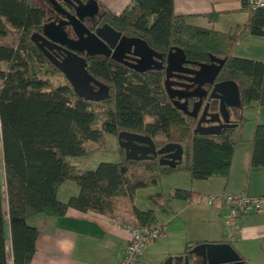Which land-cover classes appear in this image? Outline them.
Wrapping results in <instances>:
<instances>
[{
    "label": "trees",
    "instance_id": "16d2710c",
    "mask_svg": "<svg viewBox=\"0 0 264 264\" xmlns=\"http://www.w3.org/2000/svg\"><path fill=\"white\" fill-rule=\"evenodd\" d=\"M244 8L246 24L225 33L194 26L189 17L176 15L174 0H133L120 15L105 10V19L114 30L137 36L158 51L177 47L195 61L209 60L211 55L225 59L218 77L237 83L242 110L254 105L264 108V62L234 55L246 32L264 37V8H250L246 1ZM48 10V2L0 0V162L4 167L3 180L0 165V264H8V228L13 264H32L40 230L30 220L37 215L62 217L75 209L105 215L124 226H156L155 211L136 206L137 191L157 186L176 172L189 173L192 182L228 178L243 139V115L238 126L219 134L197 133V121L173 105L160 75L133 74L102 58L90 60L88 73L109 88V96L102 101L80 97L32 39L49 21ZM59 75L65 81L56 84L53 78ZM213 110L217 106L212 102ZM121 132L150 136L159 149L180 144L181 164L172 168L158 159L128 160L120 146L118 161L102 162L95 169L83 171L68 160L90 155L93 146L104 145L107 135L118 138ZM250 144V169H264V124H256ZM67 181L75 182L80 191L62 202L58 191ZM172 196L183 201L200 198L193 189H175Z\"/></svg>",
    "mask_w": 264,
    "mask_h": 264
},
{
    "label": "crops",
    "instance_id": "0c3cea01",
    "mask_svg": "<svg viewBox=\"0 0 264 264\" xmlns=\"http://www.w3.org/2000/svg\"><path fill=\"white\" fill-rule=\"evenodd\" d=\"M96 1L98 7L103 10L120 15L131 5L133 0ZM245 1L174 0V10L176 15L189 17L190 23L194 26L225 33L238 25L246 24L248 12L244 8ZM34 2L42 5L45 0H34ZM48 15L55 16L57 14L48 10ZM211 15L214 16L213 19L210 17ZM234 55L237 58L264 62V37L253 36L246 32L237 43ZM250 148L251 144L248 149L242 152V156H238L237 146L228 178L214 177L207 181L191 182L195 188L193 190L198 195H225L242 192L250 196L264 195V169H250ZM181 173L187 174V172H176L165 177H174ZM67 186L70 187V190L63 192L61 189ZM185 189L189 190L190 188ZM79 191L80 188L75 182L67 181L59 189L58 197L60 201L67 202L72 196L78 195ZM146 191H150L147 196L149 204L144 203L140 206L136 204V206L141 210L152 209L155 211L158 218L157 225L162 227V236L153 242L152 246H148L138 264H163L169 257L186 255L188 254L185 253L187 250L190 253L199 245L228 242L225 227L229 207L223 199L212 205L202 204L198 201L184 204L186 201L172 196L175 189L160 190L157 185L147 188ZM153 202L155 207H152ZM188 209L194 211L193 218L199 225L194 231H191L189 227L186 229L188 237L190 232L193 234L189 241H187L188 237L185 239L184 231L180 233L174 228L165 231L167 214H172L171 217H168L169 223L172 224L171 222L177 219L186 218L185 212ZM160 212H163L164 215H161ZM32 221L33 225L40 230L37 251L32 264H120L129 240V234L123 228L124 225L105 215L93 212L84 213L69 209L62 217L37 215L33 217ZM238 226L239 230L235 234V240L230 244L242 257L245 264H264V215L251 214L241 217ZM175 242L177 244L181 242L184 247L176 250L173 246ZM160 243L163 245V249L158 251ZM188 243L198 244L188 249ZM202 252L203 250L200 249L198 253L201 255Z\"/></svg>",
    "mask_w": 264,
    "mask_h": 264
},
{
    "label": "water",
    "instance_id": "95a60500",
    "mask_svg": "<svg viewBox=\"0 0 264 264\" xmlns=\"http://www.w3.org/2000/svg\"><path fill=\"white\" fill-rule=\"evenodd\" d=\"M89 1L92 2L94 7H98L96 0ZM46 2H48L52 11L62 15L61 20L59 23L47 22L43 25V32L41 34H33L32 39L36 40L37 37L40 39L39 44L41 48L47 53L49 58L58 66V68L70 81L76 93L80 97L90 101L104 100L109 96V88L104 84L97 83L96 79L88 73L86 69L87 63L83 57L64 48V46L69 45L70 42L59 40L55 37V34L51 32L54 31L57 34H62L66 40H69L68 33L66 31H61V27L66 25L71 29V32L69 31V33L74 37L77 36V40L71 39L74 46L83 45L81 49L87 50L89 55H108V52L111 48L108 47L105 37L100 33H92L89 27L82 22L81 16L76 14L81 12L83 8L89 7V5L86 3L87 1L84 2L83 0H72L73 3L70 6L71 11L67 9L65 3H63L61 0H45V3ZM128 43L131 47L135 46V50L137 47H139L141 50L148 51L150 53L152 52L150 46L141 38L129 39ZM52 49L63 50L66 54V58L60 62L54 57L52 53H50V50ZM74 49L75 47L73 50ZM185 59L186 54L184 50L181 48H174L168 57V71H170L175 64H182L184 61H186ZM211 60L213 61L211 64L199 62L196 63L201 66V69L195 72L196 78L192 80L194 81V84L198 83L199 87L195 89L196 94L192 93L190 94V97L186 98V103L188 98H196L194 109L190 113L196 118L198 117L204 101L203 96L200 94V91L203 90V85L206 83H213L225 63V59L215 58V56L212 55ZM94 83H97L100 86V90L97 92L94 91ZM103 93L104 95L101 96L100 94ZM214 97L220 100V115L223 116V119L227 125L219 124L221 120L219 118V114H216L212 115L209 121L211 123H218V125L210 127L202 126L204 117L208 113L207 105L195 130V132L202 135H216L219 134L225 127L237 126L230 123V114L227 110L228 106L242 108L240 90L237 83L232 80H226L216 84L210 99H213ZM178 107L183 110V104L180 105V101ZM214 116H216V119ZM118 141L120 147L125 149L128 160H152L154 159V156L166 155V157L163 158L160 163L162 165L175 168L177 165L181 164L183 159L184 150L180 144L171 143L160 149H157L153 139L150 136L133 134L129 132H121L118 136ZM139 153L141 154L140 156L135 155ZM148 154H152L153 156H144ZM200 249L203 250L201 255L198 253ZM190 253L196 255V257L201 256L204 259L203 264H245V262L242 260V257L228 242L202 244L197 246ZM179 260L183 261V257H169L163 264H175ZM188 260V258H185V264H189L190 261Z\"/></svg>",
    "mask_w": 264,
    "mask_h": 264
},
{
    "label": "flooded vegetation",
    "instance_id": "af4514ba",
    "mask_svg": "<svg viewBox=\"0 0 264 264\" xmlns=\"http://www.w3.org/2000/svg\"><path fill=\"white\" fill-rule=\"evenodd\" d=\"M61 1L65 3L67 9L71 11L70 6L73 3L72 0H61ZM83 1L84 2L87 1L86 3L89 5V7L83 8L81 12L76 14L81 16L82 22L89 27L92 33L95 34L100 33L105 37V41L108 47L111 48L110 51L108 52V55L107 54L89 55L87 50L81 49L83 45L74 46L73 41H71V39L77 40V36H75L76 38L74 36L72 37V35L69 33V31L71 32L70 27H67L66 25L61 27V31H66L68 33L69 40H66V38L62 34H57L54 31L51 32L54 33L55 37L58 38L59 40H65L70 42V44L65 45L64 48L68 49L69 51H73L74 53L83 57L87 63L86 66L87 71L91 59L102 58L104 60L115 63L119 67H123L126 71L131 72L133 74L147 76V78L148 76H152V75H157V76L160 75L161 77L160 79L161 82L163 83L166 94L168 95L173 105L183 115H185V117H188L190 118V120L193 121L196 120L198 125L202 117V114L208 105V113L204 117L202 126L210 127V126L218 125V123L217 124L211 123L209 121L211 119V116L216 114H219V118L221 120L219 124L227 125L223 119V116L220 115V100L216 97L210 99V96L215 88V85L220 82H224L226 80H220L219 77L217 76V78L213 81V83H206L203 85L202 87L203 90L200 91V94L203 96L204 101L197 118L190 114L194 109V103L196 102V98H188V101L186 103V98L190 97V94L192 93L194 94L195 89L199 87V84L198 83L194 84L193 83L194 81L192 80L196 78L195 72L201 69V66L196 63L199 62V63L211 64L213 62L211 60V56L210 59L206 61H195L190 59L186 55V59H185L186 61H184L180 65L175 64L171 68V70L168 71L169 70L168 57L172 52V50L177 47H171L167 52H161L156 49H153L152 47H150L152 50L151 53L148 51L141 50L139 47H137V49L135 50V46L131 47L130 44L128 43V40L132 38H137L136 36H130L123 32L113 30L111 26L106 22L105 10H103V8L94 7L92 2L89 0H83ZM56 14L57 15L55 16L48 17L49 20L48 23L60 22L62 15L59 13ZM42 32L43 31H41L40 34ZM36 40L38 41V43L40 42V39L38 37L36 38ZM74 47L75 49L73 50ZM50 53H52L54 57L58 59L60 62H62L66 58V54L63 50L52 49L50 50ZM96 81L97 83H101L97 79ZM97 83L93 84L95 92L100 90V86ZM100 95L103 96L104 93ZM179 101H180V105L183 104V110L178 107ZM212 102L214 105L217 106L216 111L214 110L210 111V105ZM227 110L230 114V123L232 125L238 126L240 122V117H242V112H243L242 108L228 106ZM214 118L216 119V116H214ZM135 155L140 156L141 154L139 153ZM144 156L151 157L153 155L148 154ZM165 157L166 155H157L154 156V159H158L159 161H161ZM181 257H183V261L179 260L175 264H185V258L189 259L188 260L190 261L189 264H203L204 262V259L201 256L196 257V255L194 254L192 255L189 252L188 254L183 255Z\"/></svg>",
    "mask_w": 264,
    "mask_h": 264
},
{
    "label": "rangeland",
    "instance_id": "374dc122",
    "mask_svg": "<svg viewBox=\"0 0 264 264\" xmlns=\"http://www.w3.org/2000/svg\"><path fill=\"white\" fill-rule=\"evenodd\" d=\"M12 36H14V38H16V36L13 33H12ZM12 36L10 37V41H12ZM53 79H54L53 80L54 83H56V84L61 83L62 81L63 82L65 81L64 78L61 77L60 75L57 77H54ZM242 115L246 121L240 130V135L243 139L241 142H239L237 144L238 156H242V154H243L242 152L244 150L248 149V147L250 145V141L253 138V133H254V129H255L256 124H264V108H259L256 105H254L250 108L244 109L242 112ZM105 139L106 140L104 142V145L99 146V147L93 146L92 152L90 155L85 156V157H70V158H68V160L70 162H72L76 167H78V169H81L83 171L95 169L102 162H116V161H118V159H119V142H118L117 137H115L113 135H107ZM0 141H1V126H0ZM89 148L91 149V147H89ZM2 157H3V152H2L1 144H0V158L2 159ZM0 165H1L2 179L4 180V167H3L2 161L0 162ZM160 182L161 183L158 184L160 190L169 189V188H172L173 190L176 188H179V189H185V188L195 189L194 186L191 185L192 181H191V177L189 176V173H187V174L181 173L180 175L174 176V177H164L163 180ZM174 184H175V186H174ZM61 190L63 192H65V191L68 192L70 190V187H68V186L63 187ZM146 190H147V188L146 189H140L137 191V194L135 197V204H137L139 206L144 204V203L149 204L148 203L149 199L147 196L150 194V191H146ZM4 192H5V189H4ZM136 199H137V201H136ZM190 202L192 203V202H197V201H186L184 204H189ZM3 204H4L5 210H7V202H6V195L5 194H4ZM152 207H155L154 202H153ZM191 208L193 209V207H191ZM157 210H158V208H157ZM160 213H161V215H164L163 212H160ZM167 215H168V217H171L172 214L171 215L167 214ZM193 215H194V211H192L191 209H188L185 212V217L187 218L186 221H185L186 218H181L180 220L177 219L174 222H171L172 224L169 223L168 220H170V219L167 217L166 218L167 219L166 224H165V227H166L165 231H168V229H172V228H174L175 231L180 232V233H182L184 231V235L186 233V237H185V239H186L188 237V232H186L187 231L186 229L189 227L191 229V231H194L199 226V225H197L198 223L196 222V220L193 218ZM247 216H249V215H244L242 217H247ZM32 219L30 220V223L33 225L34 223H33ZM167 224H168V226H167ZM7 231H8L7 232L8 233V241H7L8 264H13L12 255H11V241H10V237H9V228L7 229ZM191 235H193V234H191V232H190V236L188 237L187 241L190 240ZM161 236H162V234L157 239H159ZM152 244H153V242L150 243L148 246H152ZM148 246L146 247V249L148 248ZM173 246L176 250H180L184 247L183 244H181V242H180V244H177V242H175V243H173ZM162 249H163V245L160 243L158 246V251H160Z\"/></svg>",
    "mask_w": 264,
    "mask_h": 264
},
{
    "label": "built area",
    "instance_id": "2783aa9c",
    "mask_svg": "<svg viewBox=\"0 0 264 264\" xmlns=\"http://www.w3.org/2000/svg\"><path fill=\"white\" fill-rule=\"evenodd\" d=\"M246 2L250 8H264V0H246ZM220 199H223L229 207L225 227L228 243L235 240V234L239 230L238 223L242 216L251 214L264 215V195L250 196L243 192L225 195H200L198 202L212 205ZM123 228L129 234V240L120 264H138L146 247L162 234V227L159 225L149 228H141L140 226H123Z\"/></svg>",
    "mask_w": 264,
    "mask_h": 264
}]
</instances>
